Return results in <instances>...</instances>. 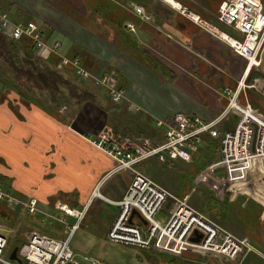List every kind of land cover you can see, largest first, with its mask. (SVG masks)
I'll list each match as a JSON object with an SVG mask.
<instances>
[{
    "label": "crops",
    "instance_id": "1",
    "mask_svg": "<svg viewBox=\"0 0 264 264\" xmlns=\"http://www.w3.org/2000/svg\"><path fill=\"white\" fill-rule=\"evenodd\" d=\"M171 1L187 12L157 0H140V3L0 0V12L7 13L12 21H33L41 26L48 42L58 41L60 45L62 42V55L78 60L89 73L101 76L114 72L118 86L126 93V104L137 111H130V116L145 124L146 133L155 126L156 120L169 121L178 112L205 122L213 120L225 107L223 90L234 89L240 81L244 82L245 89L241 91L239 102H247L264 117V54L258 68L246 71L245 60L221 37L189 17L193 15L202 21L212 16L211 12L205 16L184 8L185 0L180 1L181 4ZM131 3L142 7L150 19L142 22L129 8ZM162 4L170 9L163 8ZM62 7L67 10L63 12ZM204 22L223 33L213 20ZM129 24L134 26V31H130ZM60 75L61 108L65 110L61 112L60 108L59 112L62 115L69 112L67 122L55 119L36 106L25 107L16 95L10 101L18 106V113L12 112L6 103L0 105V175L9 179L11 189L20 198L27 197L26 203L35 199L38 211V204L46 207L54 203L67 204L68 198L77 205H88L93 198L92 191L108 178L106 175L114 164L89 141L99 129L76 123L79 115L91 110L99 116L100 112L107 116L104 113L109 108L106 91L85 88L73 72L68 74L62 69ZM86 105L92 108L87 111ZM123 106L127 105L123 103L120 107ZM120 112L121 109L108 114L107 118L111 115L116 118ZM236 122L237 117H227L221 131H233ZM107 125H110L109 120ZM108 127L120 134L132 132L116 125ZM155 131L153 139L160 141L162 130L156 128ZM260 174L264 178V158L257 166L255 181ZM127 186L126 182L116 200L102 195L118 202ZM244 186L248 188V184ZM108 191L115 197L113 187ZM98 195L101 197L100 193Z\"/></svg>",
    "mask_w": 264,
    "mask_h": 264
},
{
    "label": "built area",
    "instance_id": "2",
    "mask_svg": "<svg viewBox=\"0 0 264 264\" xmlns=\"http://www.w3.org/2000/svg\"><path fill=\"white\" fill-rule=\"evenodd\" d=\"M157 1L164 2V0ZM129 8L142 22L150 19L142 7L131 3ZM216 20L219 24L228 27L232 34H226L227 39H224L218 35L215 27L210 29L245 60L246 71L258 68L264 54L263 2L223 0L217 8ZM193 21L197 24L203 23L198 17H194ZM128 28L134 31L132 24H129ZM0 33L13 41L29 39L33 43L35 55L39 58L46 59L51 55L58 57L60 65L72 68L75 75L83 82L91 81L94 85L103 87L113 104L122 105L128 102L125 91L118 86L114 72L101 76L89 73L78 60L68 59L62 55L58 41L48 42L44 30L35 22H15L10 20L7 13H0ZM242 89H245V85L240 81L234 89L223 90L225 107L211 121L205 122L199 117L181 112L175 113L169 121L156 120L155 127L162 130L160 141L138 134L122 136L109 129L101 130L89 138L94 146L115 163L106 177L122 171L131 175V181L120 201L113 202L101 197L110 205L118 207L117 216L106 235L109 241L142 248H148L154 241L157 250L160 246L166 250L162 252L169 253L172 248H185L199 254L210 255L214 259L238 263L248 253H256L264 260V252L256 251L247 238L231 234L194 209L189 204L188 196L171 195L137 170L140 163L150 158H156L161 163L167 160L190 162L203 148L204 138L210 137L219 141V153L218 159L208 166L206 172L221 171L223 178L225 177L223 182L235 186L234 192L237 187H245L244 185L251 183L257 166L264 158V117L247 102L244 104L239 102ZM62 110L65 108H61L60 111ZM231 113L238 115L240 119L233 131L222 132L221 124ZM211 180H214V177ZM96 192L98 187L93 190V197L96 196ZM2 199L7 203L13 202L11 197L0 190V200ZM168 200L171 201L168 211L170 219L167 225L161 228L154 217ZM24 207L29 213L38 212L35 200H30L24 204ZM55 208L77 221L83 216L78 211L72 210L74 214L68 212L67 206L63 204H57ZM133 212L138 213L140 217L133 215ZM136 218L139 219L138 223L135 222ZM141 225L145 227L146 237H144V227ZM77 228L76 223L72 226L71 233ZM195 231L202 235L199 242L189 240ZM69 237L67 240H59L33 233L28 241H40L46 245H42L36 254H32L27 251V241L19 257L25 264H102L100 261L86 257L83 258V262L78 261L69 246ZM5 243V239L0 235V264H13L2 258Z\"/></svg>",
    "mask_w": 264,
    "mask_h": 264
},
{
    "label": "rangeland",
    "instance_id": "3",
    "mask_svg": "<svg viewBox=\"0 0 264 264\" xmlns=\"http://www.w3.org/2000/svg\"><path fill=\"white\" fill-rule=\"evenodd\" d=\"M176 1L180 2L182 0ZM185 1V3H182V6L190 11H196L205 16L210 12L213 14L209 18H202L203 23L210 25L204 22L208 19L213 20V23H218L216 20V7L218 8L220 5L219 3L223 0ZM136 3H140V1L138 2L137 0ZM161 6L163 8H169L163 4ZM66 10L67 9L62 7L63 12ZM218 26H220L223 33L227 35L232 34V31L228 27L220 25L219 23ZM210 27L213 28V25H210ZM208 30L211 31V29ZM51 37H54V35L51 34ZM68 37L72 39L76 38V36L71 35H68ZM92 86L97 87L93 83ZM96 89L102 91L104 88L97 87ZM9 96L10 97L0 105L6 103L9 107L8 102L14 95L10 94ZM10 102H12V100ZM124 104L127 106H123L124 108L122 112H120V116H116V118L113 115H111L109 119L105 116L107 118L105 121V117L101 112L99 113V116L97 113H92L91 110L89 113L83 112V114L79 115L76 123H81L85 127L93 126L95 129L98 128L99 130H97V132H100L101 130L107 131V127H112V125L120 126L124 128V130L132 131L128 135L139 134V130H146L144 128L145 124H142V121H138L135 116H130V111H137L128 107V104ZM16 107L18 112L19 108L17 105ZM126 107H128L129 110L126 109ZM91 108V106L86 105L87 111ZM107 120L110 121V125H107ZM155 129V126L150 127L148 129L149 134H151V132L156 133ZM111 131L115 133L113 130ZM119 135L123 136V134L120 133ZM203 148H205L204 145ZM113 166H115V163ZM208 166L201 171H197L192 166V163L185 164L177 160L169 164H164L159 162L156 158H150L140 163L137 166V170L159 184L173 196L183 197L185 194H189V202L200 208H210L211 217L212 214L217 211L219 213L224 211L218 206L219 204L223 205L224 203H227L230 210L225 211V221L228 223L224 221V216L221 215L223 220H221L219 224L237 237L249 238L250 244L256 249V251L264 252V178H262V174L258 175L256 181L253 180L251 182L252 184L249 183L247 189H245L246 187H237V191L234 192L233 190L235 189V186L223 182L225 177L223 178L222 172H206ZM212 177H214V180H211ZM130 181V173L125 171L115 173L106 178L104 182L98 186V192L101 196L104 195V197L110 200H116V197L118 198L119 196L118 194L122 193L126 182L128 185ZM110 187H113V190L116 191L115 197L109 193L108 190ZM0 190L3 193H6L9 197L15 198L26 204L27 197L22 196L20 198L11 187L6 189L5 187L0 186ZM68 199L69 203H67V208L82 213L83 216L81 220L77 221L74 217L67 216L64 212L57 211L55 208L57 203L50 204V206L47 207L38 204L41 213L38 211L34 214H28L24 204H20L19 202H17V207H15L16 209L14 210L3 208L4 211L2 214L4 216L2 217L4 218L5 216H8L10 219L9 222L5 220H3V222L0 221V224L3 227L0 234L8 240L7 248L4 251V259L8 260L9 256L7 255L10 254L13 249L22 247L27 243L29 237L33 233H37L42 236L59 240H67L70 236L69 246L75 253L76 259L80 262H83V258L86 257L91 260L100 261L102 264H167L169 258L175 259L181 263L190 264H199L200 262L201 264H264V260H262L256 253L246 254V257L239 263H227L220 259H214L210 255L199 254L193 250L185 248H172L169 253L162 252L166 250L163 247L157 250L154 247V241L149 248L111 242L107 239L106 235L117 216L118 207L110 205L97 197H93L88 205L84 204L82 206L77 205V202L73 201L72 198ZM60 204L62 205V203ZM0 205L4 206L2 203H0ZM170 207L171 201L168 200L154 217V220L158 222L161 227L165 226L168 221V210ZM196 210L201 212L198 209ZM11 212H13V214ZM201 213L204 214L203 212ZM231 214L232 217L230 218ZM204 215L206 216V214ZM14 219L16 220L14 221ZM11 221L14 222L11 223ZM135 222L138 223L139 219L136 218ZM76 223L78 224V228L71 233L72 226ZM141 226L144 227L143 225ZM143 230L144 237H146L145 227ZM17 244L18 247H15Z\"/></svg>",
    "mask_w": 264,
    "mask_h": 264
},
{
    "label": "trees",
    "instance_id": "4",
    "mask_svg": "<svg viewBox=\"0 0 264 264\" xmlns=\"http://www.w3.org/2000/svg\"><path fill=\"white\" fill-rule=\"evenodd\" d=\"M129 1L137 2V0ZM139 1L140 0H138V2ZM221 3L222 1L219 4ZM26 22L29 21H25V23ZM62 69L68 74H70L71 72L74 73L73 69L70 67L63 66L62 68V66L60 65V59L56 56L51 55L46 59L37 57L35 55L33 43L29 39L23 38L19 41H13L4 37L0 33V104L5 102L10 94H13L18 97L19 102L25 107H30L31 105L36 106L44 110L49 115L53 116L55 119H58L61 122H67L66 115L69 112L65 113L64 115L59 112L60 108L63 106L62 76L60 75V73H62ZM80 82H82V85H84V87L87 89L93 87L91 81L83 82L81 80ZM108 102L109 108L107 110H104V113L107 116L108 114H112L113 112H118L120 109L122 112L123 108L120 107L122 105L113 104L109 100V97ZM8 105L12 112H14L15 114L18 113L17 107L13 102L9 101ZM144 119H146L145 121L149 122L146 117H144ZM114 130L116 134H119L118 130ZM139 131L140 132L138 133L142 136L147 137L149 135L148 137L150 138L156 136L155 132L149 134L143 130ZM142 132L146 133V135ZM126 135L127 134H123V136ZM204 146L205 148H201L199 152L194 156V159L192 161V166L197 171L205 169L208 165L210 166L215 160L218 159V140L210 137H205ZM9 183L10 181L8 178L0 175V186L9 189ZM186 195L187 194H185L183 197H185ZM189 204L209 216L212 220L217 221L218 223L223 220L222 216H224L225 221V211L230 210V208L227 206V203H224L223 205L219 204L218 206L221 207V209H223L224 211H221V213L217 211L216 213L212 214V218L210 216V208H200L199 206H196L191 202H189ZM3 208L5 207L3 205H0V221L3 222V220H5L9 222L10 219L8 218V216H5L4 218L2 217L4 216L2 214V212L4 211ZM11 213L13 214V212ZM15 220L16 219H14V221ZM13 222L11 221V223ZM18 244L15 245V247H18ZM167 264L190 263H181L175 259L169 258ZM199 264H201V262Z\"/></svg>",
    "mask_w": 264,
    "mask_h": 264
},
{
    "label": "bare ground",
    "instance_id": "5",
    "mask_svg": "<svg viewBox=\"0 0 264 264\" xmlns=\"http://www.w3.org/2000/svg\"><path fill=\"white\" fill-rule=\"evenodd\" d=\"M166 2V4H168L170 7H172V8H174V9H177V10H179V11H182L183 9L180 7V5L178 4V3H175V2H173V1H171V0H164V3ZM189 17H191V19L193 20V18H194V16L193 15H189ZM199 23V22H198ZM200 25H203V26H206V27H209V28H211L210 26H207L205 23H201ZM212 29V28H211ZM217 32V31H216ZM218 33V35H220L221 37H224V39H227V35L226 34H223V33H220V32H217ZM218 153H219V147H218ZM193 159H194V156H193V158L191 159V161L190 162H187V161H181V162H183V163H185V164H187V163H192V161H193ZM173 161H177V160H172V161H170V160H167V161H165V162H163L164 164H169V163H171V162H173ZM216 161V160H215ZM6 194V193H5ZM96 194V196L95 197H98V198H100L101 199V197L98 195V192H96L95 193ZM186 196H188V200H189V194H187ZM13 199V198H12ZM30 200H35V199H29L28 200V202L30 201ZM36 201V200H35ZM27 202V203H28ZM0 203H2V204H4V207L5 208H8V209H10V210H14V209H16L15 207H17V201L16 200H14L13 199V202L11 203H7V201L6 200H0ZM26 203V204H27ZM36 204H37V201H36ZM66 210L68 211V212H70V213H72V214H74V212L72 211V210H70V209H68V208H66ZM26 211H27V209H26ZM169 211V210H168ZM27 213L28 214H34V213H29L28 211H27ZM201 213V212H200ZM204 215V214H203ZM168 216H169V218H168V221H167V223L169 222V219H170V214L168 213ZM205 216V215H204ZM207 217V216H206ZM209 218V217H208ZM167 223L165 224V226L167 225ZM217 224V223H216ZM1 225V224H0ZM218 225V224H217ZM160 226V225H159ZM165 226H163V227H161V228H164ZM218 226H220V225H218ZM221 227V226H220ZM2 225H1V229H0V233H1V231H2ZM196 232V231H195ZM198 233V232H197ZM194 234V233H193ZM200 234V233H199ZM1 235V234H0ZM201 235V234H200ZM2 236V235H1ZM202 236V235H201ZM4 239H5V241H6V243H5V247H4V249H3V251H2V258L4 259V251L6 250V248H7V245H8V240L4 237V236H2ZM54 239V238H53ZM249 241V240H248ZM27 244V243H26ZM25 244V245H26ZM25 245H23V246H25ZM42 245H46V244H44V243H42V242H40V241H35V242H31V240H29L28 241V245L26 246L28 249H27V251H30V252H32V254H36L37 252H38V250H39V248L42 246ZM23 246L22 247H20V248H16L17 249V253H16V255H17V258H18V260L20 261L19 263L18 262H16V261H13V260H10V259H8L7 261H9V262H12L13 264H25V262L24 261H22L21 259H20V257H19V254H20V251H21V249L23 248ZM151 246V245H150ZM149 246V247H150ZM148 247V248H149ZM162 246H160L158 249H160ZM250 247V246H249ZM13 251V250H12ZM11 251V252H12ZM7 256H10V254H8ZM5 260V259H4Z\"/></svg>",
    "mask_w": 264,
    "mask_h": 264
},
{
    "label": "water",
    "instance_id": "6",
    "mask_svg": "<svg viewBox=\"0 0 264 264\" xmlns=\"http://www.w3.org/2000/svg\"><path fill=\"white\" fill-rule=\"evenodd\" d=\"M183 11H185V12H187L186 10H183ZM188 13H189V11H188ZM235 116V117H237V122H236V125H237V123H238V121H239V119H240V117L238 116V115H236V114H233V113H231L229 116ZM228 116V117H229ZM227 118V117H226ZM225 118V119H226ZM224 122V121H223ZM236 125H235V127H236ZM235 127H234V129H235ZM233 129V130H234ZM133 215H137L138 217H140L139 215H138V213H136V212H133ZM144 223V222H143ZM200 239H201V235L199 234V233H197V232H194V234H193V236L189 239L191 242H199L200 241ZM16 253H17V249H13V251L10 253V256H9V259L10 260H13V261H16V262H20L19 260H18V258H17V255H16Z\"/></svg>",
    "mask_w": 264,
    "mask_h": 264
}]
</instances>
